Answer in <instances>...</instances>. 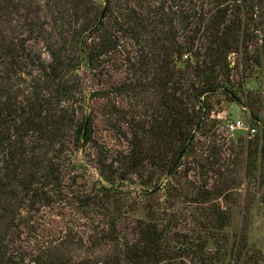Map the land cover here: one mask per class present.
<instances>
[{
  "label": "trees",
  "instance_id": "obj_1",
  "mask_svg": "<svg viewBox=\"0 0 264 264\" xmlns=\"http://www.w3.org/2000/svg\"><path fill=\"white\" fill-rule=\"evenodd\" d=\"M116 52L123 78L88 93L85 74L108 76ZM261 76L264 0H0V264H261L246 231L232 244L228 232L245 147L247 174L264 171ZM89 97L124 149L94 137ZM240 100L253 140L213 116ZM70 143L95 151L111 259L74 254L69 233L22 244L64 191ZM124 185L149 199L145 218Z\"/></svg>",
  "mask_w": 264,
  "mask_h": 264
},
{
  "label": "rangeland",
  "instance_id": "obj_2",
  "mask_svg": "<svg viewBox=\"0 0 264 264\" xmlns=\"http://www.w3.org/2000/svg\"><path fill=\"white\" fill-rule=\"evenodd\" d=\"M252 26L253 23H251ZM117 65L111 67L109 75L101 79H93L89 74L86 75L87 92L107 86L120 81L124 76V67L121 64L122 55L118 52L114 53ZM236 60L237 56L234 55ZM117 66V67H116ZM235 78H239L235 74ZM260 84L264 85V76L260 77ZM250 86H259V83L252 79L247 80ZM102 100L88 98L86 105V115L90 117L94 137L100 142L106 144L111 149H124L127 145L124 139L117 138L112 131L107 127L104 117L101 113ZM214 117L220 120L218 125L219 131L228 138L234 141L240 136H246L247 141L253 140L258 135L249 136L245 130H238L233 133L227 131L225 127L224 117L231 116L241 118L245 121H250L248 109L244 106V101H224L222 110L219 113H214ZM253 126V125H252ZM258 129V128H257ZM259 132V131H258ZM257 134V133H256ZM260 142V141H259ZM261 143V142H260ZM72 152H69V163L67 167L66 180L64 183V191L60 195H52L51 207H42L40 213L35 214V222L32 227L22 229V244L36 249L42 237L47 239L58 240L63 235L69 233L74 244L76 245L74 254L80 256L84 253H92L96 250L92 260L101 256L102 251L104 256L113 257V251L109 246L105 249L104 238L100 236L102 228H108L106 225L112 222L116 215L104 217L96 204L98 197L99 184L101 176L97 169L95 161V151L91 146H87L84 150H74V146L70 143ZM242 154L243 163L240 164L239 173L236 179V187L232 191L233 218L228 229L231 237V244L238 240L240 233H248V241L252 249L258 250L264 256V171L259 167L255 173L251 175L246 171V156L247 147ZM167 179L161 181L160 187L166 183ZM136 188V192L132 193L134 210H129L130 216L145 218L147 209L145 208L148 198L140 193V188L136 185L133 187L124 185L122 190L127 192L129 189ZM163 194V192H162ZM98 196V197H96ZM23 228V227H22ZM29 240L30 243H27ZM34 246V247H33ZM264 258V257H263ZM230 260L227 258L226 264ZM261 264H264V259H261Z\"/></svg>",
  "mask_w": 264,
  "mask_h": 264
},
{
  "label": "built area",
  "instance_id": "obj_3",
  "mask_svg": "<svg viewBox=\"0 0 264 264\" xmlns=\"http://www.w3.org/2000/svg\"><path fill=\"white\" fill-rule=\"evenodd\" d=\"M225 127L228 132L233 133L238 130H245L249 136L256 134V127L250 124L249 120L245 121L241 118L231 116L224 117Z\"/></svg>",
  "mask_w": 264,
  "mask_h": 264
},
{
  "label": "water",
  "instance_id": "obj_4",
  "mask_svg": "<svg viewBox=\"0 0 264 264\" xmlns=\"http://www.w3.org/2000/svg\"><path fill=\"white\" fill-rule=\"evenodd\" d=\"M105 12H106V6L104 7V9H103V11H102V13H101V15H100L99 23L104 19ZM194 135H195V134L192 135L191 140L194 138ZM191 140H190V141H191ZM190 141H189V143H190ZM189 143H188V144H189ZM188 144H187V145H188ZM186 147H187V146H186ZM186 147L180 152V154H179V156L177 157L176 161L174 162L172 168H174V167L177 165V163H178V161L180 160V158L182 157V155H183V153H184ZM159 187H160V185H159L157 188L152 189L151 191H155V190L158 189Z\"/></svg>",
  "mask_w": 264,
  "mask_h": 264
}]
</instances>
